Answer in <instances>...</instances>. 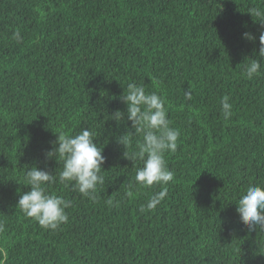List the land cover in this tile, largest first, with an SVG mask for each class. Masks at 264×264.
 Here are the masks:
<instances>
[{
    "label": "trees",
    "instance_id": "16d2710c",
    "mask_svg": "<svg viewBox=\"0 0 264 264\" xmlns=\"http://www.w3.org/2000/svg\"><path fill=\"white\" fill-rule=\"evenodd\" d=\"M251 8L264 0H0V264H264V233L248 231L235 203L264 187V61L260 76L244 74L264 59ZM128 83L164 96L181 133L165 154L174 178L151 212L140 206L161 186L125 195L142 166L124 155L141 136L118 143L134 132L120 100ZM82 128L96 133L105 183L93 202L57 175L48 192L72 204L68 222L46 230L16 208L30 191L24 172L58 173L45 153Z\"/></svg>",
    "mask_w": 264,
    "mask_h": 264
},
{
    "label": "clouds",
    "instance_id": "9594fccd",
    "mask_svg": "<svg viewBox=\"0 0 264 264\" xmlns=\"http://www.w3.org/2000/svg\"><path fill=\"white\" fill-rule=\"evenodd\" d=\"M252 17L264 25V10L251 8L248 11ZM13 38L20 42L21 32L17 28L13 32ZM246 40H255L250 33H244ZM259 57L264 58V31L259 35ZM261 61L264 59H251L245 66L244 74L251 80L261 75ZM185 101L192 100L191 91L184 92ZM120 100L127 106V120L131 121V129L118 137V143L126 146L132 144L133 136H141L136 141V150L125 152L126 158L142 163L135 169V183H129L125 192L126 197H134V188H151L161 186V190L150 196L146 204L140 206V211H154L167 195L166 185L173 180L174 173L167 166L166 153H175L178 148V140L181 135L178 128L172 127L168 118L166 98L157 92L146 91L145 86L136 83H128ZM221 108L224 119L227 121L232 116V105L229 97L221 100ZM125 113L117 110L111 119L121 121ZM96 133L88 128H82L78 133L67 135L60 132L51 151L45 153L46 159L56 158L61 165L60 171L52 175L50 172L32 166L25 170V184L30 186V191L20 193L16 208L22 211L26 217L34 219L39 226L48 230H57L62 224L68 222L66 209L72 202L63 196L50 194L47 186L55 183L57 175L59 183L65 187H71L84 197L97 199L98 186L105 183L102 175V165L105 157L102 148L94 142ZM106 203L109 206H119V201L109 198ZM236 211L241 223L251 231L264 233V187L249 185L236 200ZM3 223H0V233L4 232ZM6 258V253L4 254Z\"/></svg>",
    "mask_w": 264,
    "mask_h": 264
}]
</instances>
